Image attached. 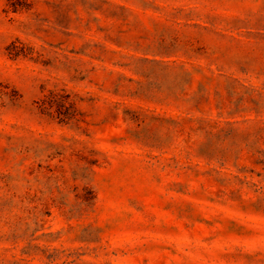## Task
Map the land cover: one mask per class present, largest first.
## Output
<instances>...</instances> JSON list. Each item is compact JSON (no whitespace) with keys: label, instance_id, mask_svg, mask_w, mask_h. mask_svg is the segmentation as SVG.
Segmentation results:
<instances>
[{"label":"rangeland","instance_id":"1","mask_svg":"<svg viewBox=\"0 0 264 264\" xmlns=\"http://www.w3.org/2000/svg\"><path fill=\"white\" fill-rule=\"evenodd\" d=\"M11 2L0 264H264V0Z\"/></svg>","mask_w":264,"mask_h":264},{"label":"trees","instance_id":"2","mask_svg":"<svg viewBox=\"0 0 264 264\" xmlns=\"http://www.w3.org/2000/svg\"><path fill=\"white\" fill-rule=\"evenodd\" d=\"M12 1L11 4H15L16 1L18 0H10ZM14 1V2H13ZM15 10V9H14ZM53 104H55L57 106V110H56V114L59 116V121L64 122L65 119H67L68 114H66L65 111H60L62 109V106L65 107V102H61L60 100H56L53 97H50L48 100L42 99L40 104H39V108L41 111H46L48 110ZM64 110H67V106L64 108Z\"/></svg>","mask_w":264,"mask_h":264}]
</instances>
